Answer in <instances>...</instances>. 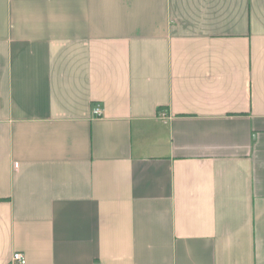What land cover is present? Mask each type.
Returning <instances> with one entry per match:
<instances>
[{"label": "crops", "instance_id": "1", "mask_svg": "<svg viewBox=\"0 0 264 264\" xmlns=\"http://www.w3.org/2000/svg\"><path fill=\"white\" fill-rule=\"evenodd\" d=\"M15 252L264 264V0H0Z\"/></svg>", "mask_w": 264, "mask_h": 264}, {"label": "built area", "instance_id": "2", "mask_svg": "<svg viewBox=\"0 0 264 264\" xmlns=\"http://www.w3.org/2000/svg\"><path fill=\"white\" fill-rule=\"evenodd\" d=\"M102 111L100 108L95 107L93 108V115L96 117L101 116ZM26 263V258L23 254H21L20 252H15L12 254V257L10 259L9 264H25Z\"/></svg>", "mask_w": 264, "mask_h": 264}]
</instances>
